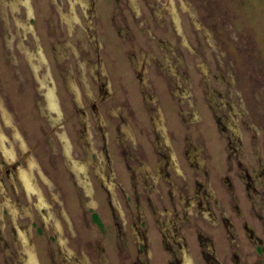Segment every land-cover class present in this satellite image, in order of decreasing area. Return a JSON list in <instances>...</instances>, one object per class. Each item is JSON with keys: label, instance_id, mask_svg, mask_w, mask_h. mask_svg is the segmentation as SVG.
Returning <instances> with one entry per match:
<instances>
[{"label": "rangeland", "instance_id": "rangeland-1", "mask_svg": "<svg viewBox=\"0 0 264 264\" xmlns=\"http://www.w3.org/2000/svg\"><path fill=\"white\" fill-rule=\"evenodd\" d=\"M18 1L25 6L20 2L14 8V3ZM66 1L70 6L69 10H72L71 15L68 13ZM78 1L80 5L73 8L75 0H1L0 211L3 206L8 209L10 205L15 207L12 210L17 212V227L28 236L30 244L33 243L36 247L35 251L31 244L36 256L31 264H65L61 261L59 247L62 255L82 254L79 264H90V261L92 264H103L107 261L108 264L106 257L111 264H120V258L125 260L119 255L121 241L124 240L134 249V243L129 236L139 205L144 210L143 223H149L150 246L154 252V257L149 259L150 264L159 260L160 264H165L161 261L165 256L161 254L160 237L154 227L158 226L159 218L164 219L157 191L165 183L179 186L182 180L175 175L173 168L169 169L170 176L165 175L159 166L161 172H155L154 165L159 161L155 160L152 149L161 150L160 146L166 148V135L168 139L170 136L169 143L178 154L186 141L185 134L188 131V142L195 148L199 146L197 141L203 139L201 143L204 147L201 148L199 157L205 158L207 155L208 165L215 166L218 172H215L216 177L210 181L216 197L222 198L226 203L228 195L223 189L224 184L218 179V174H229L245 220L253 227V235L260 237L264 244V224H261L264 223V0ZM148 2H153L155 6L152 5L151 8L147 5ZM72 24L75 34L69 37L68 31ZM56 40L69 41L72 45L64 46L62 42L61 50L59 44H55L59 58L65 54L66 48V54L60 61L53 53L52 45ZM37 46L42 50H39L40 56L34 55V51L30 50L37 51ZM25 47L28 49L25 50ZM142 52L149 56L144 65ZM131 54L139 60L135 62L137 69H147V77L142 72L143 82L139 81V76L134 71ZM29 57L39 62L45 57L44 63L47 66L42 62L37 70H31ZM84 60L91 61L94 67ZM48 65L52 70V79H48V84L54 87L57 97L62 101L59 100L60 106L58 103L56 109L52 105L48 112L42 106L43 110L40 112L38 105L44 102L39 88L44 85L41 80H45V74L42 73L46 68L50 69ZM168 68L172 82L176 80L173 75L181 77V90L190 84L185 101L192 102H185L178 107L175 100L178 99V94L175 97L172 92L175 85L169 83V76L166 75ZM69 69H72L73 74ZM32 71L39 86L34 82ZM67 71L72 77H68V84L69 79L73 80L69 84L73 92L78 85V102L73 92L69 90L70 94L63 88V73ZM155 71L159 74L155 75ZM204 73L210 88L222 92L224 97L227 95L226 99L230 98L227 99L229 105L238 106L240 99L243 101L242 106L245 107H240L239 113L245 112L244 116L241 118L237 112L235 117L229 118L234 137L227 132L222 136L216 129L213 112L209 110L202 93L205 89L201 81ZM221 74L223 80H238V88L227 92L225 82L220 84ZM164 77L168 79V84ZM102 84L104 85L101 86ZM54 89L46 86L44 92L53 94ZM108 93L111 94L106 96ZM150 94L154 99L149 98ZM214 100L216 105H221L218 96ZM104 101L105 104H99ZM63 104L67 106L66 109ZM77 106L82 107L84 113H79ZM145 106L147 109L156 107L152 120L150 112L147 115ZM60 108L63 109L62 115L55 117V111L60 112ZM182 110L186 111L184 115L188 121V129L179 122L182 119ZM248 115L251 117L250 123L258 131L257 141L252 140L251 134L242 126V121H247ZM110 118L115 122L124 120L117 127V137L116 128L110 123ZM152 121L155 129L166 128L164 134L160 130L154 132ZM86 125L91 139L90 143L83 144L79 135ZM140 126L147 129L148 142L140 133ZM143 132L145 134V130ZM171 133L177 140H173ZM64 135L70 141L68 144ZM108 136L110 141L106 143ZM155 140L160 146L155 144ZM135 142L137 147L139 143L142 145L143 155L137 148L132 150ZM227 142H232L241 149L238 159L242 168H237L236 164L232 165L231 170L228 167L227 154L224 152ZM105 145L107 149H103ZM161 151L167 153V150ZM124 158L127 160L123 161ZM132 158L138 160L134 161ZM139 158H144L146 162L131 166L138 169L133 180L128 167L129 164L138 163ZM177 158L184 166L185 161L180 156ZM79 159L87 162L88 168L86 177L80 173L78 183L74 179L80 190L67 171L68 168L72 174L71 170L74 171V165ZM257 159L259 163L256 162ZM149 163L155 177H139L143 173L151 172ZM170 166L173 167L171 162ZM22 172V182L27 194L18 180L21 179ZM245 172L250 176L256 173L263 176L252 177L249 191L246 190L249 182L245 183L241 179ZM99 176L102 178L99 179ZM104 176L109 178L106 182ZM108 188L114 198L107 191ZM249 192L255 193L250 199L245 196ZM27 201L30 202V207L24 205ZM101 206L102 211L99 209ZM251 206L254 209L253 214L249 213ZM28 209H31V229L28 225L30 217L21 214ZM210 211L217 218V208L212 205ZM115 212L118 217L122 215L126 220L123 223L124 234L119 231V219ZM0 214V264H16L15 261L23 264L24 252L13 238L16 227L14 217L8 215L6 210L3 211V217L2 212ZM94 214L98 218H93ZM204 216H209L207 210ZM54 217L60 219L63 232L60 221L53 220ZM56 223L60 224V228L56 227ZM237 224L239 226L240 222L237 221ZM211 232H215L216 244L220 248L224 243L221 240L222 233L217 228ZM243 232L239 226L238 234L240 233L242 240H246ZM194 237L195 234L191 236L187 233V242L193 244V250L196 248ZM100 250L103 255H100ZM244 251L251 252L254 248L245 246ZM256 255L248 257L250 264ZM185 258L188 264V259L186 256ZM193 260L194 264H204L196 254L193 255ZM125 263H128V259ZM67 264L77 263L69 260Z\"/></svg>", "mask_w": 264, "mask_h": 264}, {"label": "flooded vegetation", "instance_id": "flooded-vegetation-1", "mask_svg": "<svg viewBox=\"0 0 264 264\" xmlns=\"http://www.w3.org/2000/svg\"><path fill=\"white\" fill-rule=\"evenodd\" d=\"M20 2L21 1L14 3V4H16L14 6V8ZM52 2H53V0H52ZM22 4L25 6L24 3H22ZM76 5H80V2L78 0H75L73 8H75ZM147 5H149L151 8H152V5L155 6V4H153V2H151ZM1 7L2 6H1V0H0V8ZM69 7L70 6L68 5V2H67L68 13L71 15L72 10H69ZM25 10H26V8H25ZM168 10H169V12L172 13V11L169 8H168ZM194 10L197 11V8L195 6H194ZM158 11L160 12V8ZM74 12H75V10H74ZM60 18L58 15V19H60ZM172 18H173V20L175 19L174 17H172ZM74 19L76 20L75 16H74ZM21 22H24V20H21ZM15 24L18 25L17 22ZM174 24L176 25V22ZM73 29H74V24H72V28H69V31H68L69 37L72 36V34H75L73 32ZM53 42H54L52 45L53 53L55 54V56L60 61V60H62L63 56L66 54V48H64L65 54L59 58V56L57 55V53H58L57 47H56L57 45L55 46V44L58 43L59 47L61 46L62 42L64 43V46H68V45L72 46V45L70 43H68L69 41H58V40H56ZM26 49H28V48L25 47V50ZM37 49H38L37 51H35L33 49H30V50L34 51V55L38 54V56H40L41 54L39 53V50H41V48L37 46ZM60 49H61V47H60ZM25 50H24V55H25V59L27 60ZM61 50H63V49H61ZM35 52H37V53H35ZM130 56H131V59H132L133 64H134V69H135L134 71L138 74L139 81L143 82L142 74L144 73V76L147 77L148 76L147 69L144 68L143 71L137 69L136 68L137 66L135 67V62H137L139 60H137L134 57V55H132V54ZM141 56L143 58L142 62L144 65L145 60L146 59L149 60V56L147 55V53H144V52H142ZM34 57L36 58V56H34ZM35 58H33V60H31V58L29 57V59H28L32 65L31 70L32 69L37 70L40 63H42V62L44 63L46 61L45 57L41 62L37 61ZM34 60H36V62ZM215 60H217V59H215ZM84 62L89 63L91 65V67H94V64L89 60H84ZM46 64L44 63L43 65L47 66ZM48 67L50 69L46 68L47 70L42 73V75L45 74V80H41L42 82H44V85H40L37 82L35 75L32 71V76L34 77V82H36L37 85L38 86L40 85V88H42V89L39 88V90H41V94H42L41 99H43L44 103H42V104H44V105L39 103L38 106H39L40 112L43 110L42 106H44L45 110H47L48 112H49V109L51 108L52 105H53V108L56 109L58 106L59 100H60L55 93L54 87H51V85L48 84V79L51 78V73H52L51 67L49 65H48ZM166 68H167V66L164 69L166 70ZM69 70H70L71 74H73L72 69H69ZM156 70L158 71L157 68H156ZM70 72L67 71V72L63 73L64 86L63 85L62 86H63V88H66L67 91L70 90L71 92H73L69 86V84H71V81H73V80L69 79L70 80L69 84L67 82L68 77H71ZM166 72H168V74H166V75H168L169 77L172 76V75H170L171 73H170L169 68L167 69ZM38 73H39V71H38ZM58 74H59V72H58ZM154 74L155 75L159 74V72L155 71ZM224 74H225V72H224ZM42 75H40V76H42ZM204 75L201 78V81L205 87L204 92H202V93H204V96H205L204 98L208 104L207 106H208L209 110L213 112L212 118H214V122L216 124V129H217V131H219V134L222 136L226 135V132H227L230 135H233V137H234L233 127L230 124L229 118L235 117L237 112L241 116V118L244 116L243 115L245 113L244 111H243L244 113H239L240 112L239 109H241L240 107H245V106H242L243 101L240 99L238 106L232 107L231 105H229V102L227 100L230 98L228 97L226 99V97H227L226 94H225L226 97H224L222 92H217L214 88L213 89L210 88V85L208 83V78L206 79V73H204ZM173 76H176L175 77L176 80L173 81L174 83L171 81L172 77H170V78L167 77V78L169 79V81H170L169 83L172 84V86L175 85L174 90L172 92H174L173 94L175 97L178 94L177 95L178 99H175V97L171 93H170V95H172L173 98L176 100V103H178V107H179V105H181L185 102H187V103L192 102L189 100L185 101V96H186V94H188L190 84L186 83L188 87L181 90V86L183 85L181 77H179V75H173ZM221 77H222V80H220V84H221V82H222V84H224V82H225V85L227 86L226 87L227 92L230 93L231 91L234 90V88H238V80L235 79V80H233V82H230L228 80L227 81L223 80V74H221ZM167 78L164 77L166 84H168ZM97 79H100V78L97 77ZM186 79L188 80V78H185V80ZM22 82L24 83V81H22ZM108 84L110 85L109 81H108ZM103 85L104 84H102L101 86H103ZM46 86L50 87L51 90L54 89L53 94H45L44 90L46 89ZM77 86L78 85H76L75 92H73V96L77 99V102H78L80 100V97H79L80 91H79ZM167 89H168V85H167ZM112 91H111V93H112ZM71 92H70V94H71ZM111 93L106 94V96L110 95ZM89 94H91L90 91H89ZM216 96H218L221 100L220 106L215 104L214 99H216ZM71 98H72V95H71ZM149 98L154 99L153 95H151V94H150ZM101 99H103V98H100V100ZM61 101L62 100H60V102ZM105 103H106V101H104V103H99V104L103 105ZM59 106H60V103H59ZM63 106H64V104H63ZM118 106H119V104H118ZM64 107L66 109L67 106H64ZM145 108H146V106H145ZM157 108H159V107H157ZM155 109H156V107L152 108V109H150V108L145 109L147 111V115L150 112L151 120H152V114L154 113ZM62 110H61V108H60V112L59 111L57 112L54 110L55 111V117L62 115L61 114ZM77 110L79 111V113L80 112L84 113V110L82 109V107L77 106ZM184 113H186V111L182 110L180 112L182 119H179V118L178 119H179V122L181 123L182 127L185 128L186 126H188V124H187L188 121H186L187 118L184 115ZM178 116H179V112H178ZM248 116H247V121H245V120L242 121V126L244 127V129L246 131H248L251 134V139L257 141V134H256L257 130L254 128L253 124L250 123L251 117L250 116L248 117ZM162 117H163V127H164V116L162 115ZM110 120H111L110 123L114 124V126L116 128L115 137H117V127L121 123V121H124V120L121 119V121H119V122H115L111 118H110ZM152 126H153V121H152ZM84 127H85V129L83 130V132L80 131L79 136L81 137V139L83 141L82 143L86 144V143H90L89 140L91 139V137H90L91 135L89 134L88 126L86 125ZM163 127L155 129L153 126L154 132L156 133L157 130H160L164 134V130L166 131V128H163ZM139 128H140V133L146 137V139L144 138V140H147V142H148L149 141V138H148L149 133H148L147 129L143 126H140ZM186 129H188V128L186 127ZM144 130H145V134H143ZM40 132H41V129H40ZM57 133L60 134V132H57ZM257 133H258V131H257ZM57 136H58V134H57ZM64 136H65V142H66V144H68V142H70V141L68 140L66 135H64ZM171 136H172L173 140H177L174 138L172 133H171ZM185 136H187L186 141L184 140L185 143L182 144L183 145L181 147L182 150L178 154L176 151L174 152V148L172 147V144L169 143L170 136L168 139L166 137V135H164V139H165L164 142H165V145H167V147H166L167 149L165 147L158 145L159 142L156 140H155V144L160 146L159 148L161 150L162 149L167 150V153H163L161 150L156 149L157 150L156 151V150L152 149L155 153L154 157L156 156L155 160L157 162L159 161L158 163H156L154 165L155 172L158 174L159 171L161 172V170H163L165 172L164 173L165 175L170 176L169 175V171L171 170L170 168H173V172L175 173V175L180 176V178L182 180L180 182L179 186L174 185L172 183H165V185L163 187H159V189L157 191L158 203H159L160 208H162L161 215L164 216V219L159 218V221H157L158 226L154 225V227H155V229L158 232V235L160 237V246H161V251H162L161 254H162V256L163 255L165 256L164 257L165 260H164V258L161 257L162 258L161 261H164L165 264H187L185 261V259H186L185 256H186L188 259L187 260L188 264H194L193 255L196 254L197 256H199L201 258V261L204 262V264H250L248 257L252 256V254H255V255L257 254L256 257L253 259L252 264H264L263 240L260 237H258L257 235H255V236L253 235V233H252L253 227H251L249 225V223L245 220L241 206L239 205L238 197L234 193L235 188L233 189V187H234L233 182H232L233 180H230L231 179L230 175L229 174H224V175L218 174V179L222 184H224L223 189L225 190V193L228 195V199H227L226 203H224L222 201V198L216 197V191L213 190L211 182H210V181H212V178L216 177V175H217L216 173H218L215 166H209L208 165L207 161L209 158L207 155H205V158L199 157V153L202 151L201 148L204 147L203 146L204 144L201 143L203 141V139L200 138L197 141L199 143V146H198V148H195L194 145H192L191 143L188 142V138L190 136L189 131L186 132ZM58 138H59V136H58ZM235 140H237L236 137H235ZM109 141H110V138L108 136V139H106L105 142L107 143ZM253 145H254V142H253ZM141 146L142 145L139 143L138 147H137L136 142H135V143H133L132 150H136V148H137L138 152L143 155L144 153L141 150L142 149ZM105 148H106V145L104 146L103 149H105ZM240 150L241 149L238 148V146L236 147L234 145V143H232V142H227V144H225L224 152L227 154L226 162H227V165L230 168V170H231L233 164H236L237 168L238 167L242 168V164L240 163V160L238 159V154L240 153L239 152ZM11 154H12V152H11ZM123 154L126 155V152L123 151ZM177 155L181 157L182 161L183 160L185 161L184 166H182V164L179 162ZM126 156H128V155H126ZM85 159H87V158L85 157ZM147 159L149 161L148 156H147ZM124 160H127V159L124 158L123 161ZM132 160L137 161L138 158H132ZM257 160H256V162L259 163V159H257ZM142 161L146 162V160L144 158L143 159L139 158L138 163L129 164L128 169H129L130 175L132 173L131 178L133 180L136 178V175L138 173L137 172L138 169L136 167L131 168V166H137ZM170 162L173 164V167L170 166ZM148 166H150V168H151L152 167L151 163H149ZM158 166L161 170L158 169ZM65 167L67 168L66 165H65ZM74 167H76V168H74V171L71 170L73 175L71 174V172L69 171L68 168H67V171L70 173V176L73 179L76 187H78V189L80 190V188L76 184L75 180L78 183V181H79L78 178L80 179V176H79L80 173H83L85 175V177H86V175H88L86 173L88 171L87 170L88 169L87 168V162H85L83 159H79V160H77ZM183 167H185V169ZM148 170L150 171V169H148ZM22 174H23V172H22ZM102 174H104V173H102ZM165 175H162V176H165ZM259 175H260L259 173H256V175L250 176L248 174V172H245V174L243 175V178L240 177L243 181H245V183L249 182L248 184H246V190L247 191L251 190L250 183L252 182V179H253L252 177H256V178L257 177H260V178L263 177V176H261V175L259 176ZM146 176L153 178L154 174H153L152 168H151V172L143 173L139 177L145 178ZM23 177H24V174L22 175L21 179H18V180L20 182L19 183L20 186L22 185V189L27 194V191H25L24 184L22 182ZM100 178H102V177L99 176V179ZM104 179H105L104 181L106 182V180L109 178L107 176H104ZM110 179H112V178H110ZM1 182L3 183V181H1ZM157 183H158V181H157ZM14 190L16 191L15 188H14ZM107 191L110 192L109 188L107 189ZM80 193H81V191H80ZM254 194L255 193L251 194L249 192L245 196H248V198L250 199ZM110 195L112 198H114V195L111 192H110ZM82 197H83V195H82ZM96 203H94V204L96 205ZM24 205H29V207L31 206L29 201H27V203ZM212 205L215 206L218 210L217 218L210 211V207ZM110 206H111V204H110ZM0 208H1V206H0ZM12 208H15V207L10 205V207H9L10 211H9L8 208L3 206V209L0 212H2V217H3V211L4 210L7 211L8 215H12L14 217L13 221H14L16 227L14 229V237L13 238H14L15 242H17L18 245H20V248L24 252V256L22 258L23 264H31L33 261H35V257H36L34 250L32 249V246H31V244H33V243L30 244V240H29L28 236L23 234L21 232L20 228L17 227L16 218H15L17 212L16 211L14 212V210H12ZM102 208H103V206H101L99 208L100 211H102ZM112 208L113 207L111 206V209ZM206 210H207L208 215H209L207 217L204 216V213ZM249 213H251V214L254 213V209L252 208V206L249 209ZM21 214H27V216L30 217V221L28 224L30 227V224L32 223L31 209H28L27 211L23 210ZM21 214H19V215H21ZM115 215H116V212H115ZM136 215L137 216H136V219L132 223V227H131L132 229H131L130 236H129L130 239L134 243V249H133V246L131 249L129 247L128 243L125 242L124 240H123L124 242L121 241V247L122 248H121L119 255H120V257H123L125 260H121L122 258H120V264H128L129 262L131 264H150V261H149L150 257L151 258L154 257L153 249L150 246V237H149V231H148V228H149L148 224L149 223H148V221L143 223L145 216H144V210L142 209V207L140 205H139V208L138 207L136 208ZM116 217H118V216L116 215ZM93 218L96 219V218H98V216L96 214H94ZM121 218H122V215L118 217V219H119V231H121V233L124 234L125 228H124L123 223H125L126 220L124 219V217L122 218V220H121ZM0 219H1V214H0ZM54 219H57L60 221V219H58L57 217H54L53 220ZM52 221H51V224H52ZM237 221L240 222L239 226L244 231L243 233H244V236L247 238L246 240H242L240 238V233L238 234L239 226L237 224ZM0 222L2 223V219L0 220ZM60 223H61V221H60ZM142 223H143V227L141 226ZM175 224H178L177 227L174 226ZM261 224L263 225L264 223H261ZM56 227L60 228V224L56 223ZM216 228H217V230H220V233H222L221 234V240L224 242V243H222L223 245L220 248H218V246L216 244L215 235H214L215 232H211V230H214ZM29 229H31V227ZM61 229L63 232L62 223H61ZM51 230L54 234L53 236L55 238L57 246L59 247L60 245L57 242V239L55 236V231L52 229V225H51ZM15 232L17 233L16 235H15ZM185 232H187L188 235L190 234L191 236H194V234H195L194 246L196 248H194V250H193V244L191 245L190 242L188 244L187 241H189V240L187 238V233H185ZM33 246H34V244H33ZM245 246H252L254 248V251H251V252L244 251ZM34 249L36 251L35 246H34ZM63 249H66V248H63ZM190 250H191V253H190ZM259 250H261L260 251L262 253L261 256H260ZM100 251H101L100 255H103L104 253L102 252V250H100ZM59 252L61 255V261H63L65 264H67V262L69 260L71 262H76L77 264H79V262L81 261L80 259L82 257V254L77 255V253H74V254H70L67 256L62 255L60 247H59ZM30 255L31 256L33 255L32 260H31ZM114 255H115V253H114ZM87 257L90 261V258L88 255H87ZM117 257H118V254H117ZM117 257H116V259L118 260ZM16 258H18V256ZM106 259L108 260V264H111L110 259H108L107 257H106ZM127 259H128V263H125ZM14 261H15V259H14ZM15 262H16V264H19L18 261H15ZM101 262H102V260H101ZM106 263H107V261H106ZM106 263H103V264H106ZM156 263L160 264V260L157 261ZM90 264H92L91 261H90Z\"/></svg>", "mask_w": 264, "mask_h": 264}]
</instances>
